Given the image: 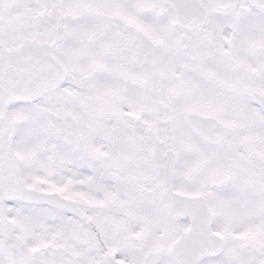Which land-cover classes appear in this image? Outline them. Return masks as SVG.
I'll return each instance as SVG.
<instances>
[{"label":"snow or ice","instance_id":"1","mask_svg":"<svg viewBox=\"0 0 264 264\" xmlns=\"http://www.w3.org/2000/svg\"><path fill=\"white\" fill-rule=\"evenodd\" d=\"M0 264H264V0H0Z\"/></svg>","mask_w":264,"mask_h":264}]
</instances>
